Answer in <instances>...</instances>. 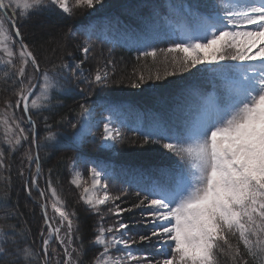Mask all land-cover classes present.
<instances>
[{"label":"snow or ice","instance_id":"obj_1","mask_svg":"<svg viewBox=\"0 0 264 264\" xmlns=\"http://www.w3.org/2000/svg\"><path fill=\"white\" fill-rule=\"evenodd\" d=\"M98 5L103 6V0H0V54L5 66L12 69L15 89V99L5 100L0 110V124L12 134L11 139L5 136L9 151H17L22 141L30 145L26 163L21 161L17 175L29 197L35 189L43 198L39 247L22 246L20 240L27 234L18 232L16 225L0 226V264H85L76 213L65 209L50 178L46 188H40L41 145L36 121L29 113L40 110L38 99L50 100V92L69 95L74 91L72 81L86 83L89 89H103L110 76L99 68L90 76L84 74L83 65L92 53L88 40L94 22L80 29L86 37L76 49L81 58L66 52L67 59L61 57L59 63L41 69L39 57L17 27L16 14L27 19L59 10L71 16L74 9L84 8L91 10V15ZM163 6L167 12L162 14L160 4L137 5L150 9L149 17L140 18L143 28L133 41L137 59L151 57L155 61L158 53H163L164 67H157L147 77L143 72L134 73L132 87L184 73L200 78L209 72L219 77L221 85L219 89L214 86L211 93H195L198 102L187 109L177 107L180 115L172 121L156 120L147 129H135L143 136V144L165 141L163 149L179 158L155 170L159 179L148 180L141 174L135 186L147 194L139 197L137 193V203L129 207L117 203L125 193L112 196L102 183L113 176L109 166L85 161L95 166L89 168L91 188L84 189L86 195L81 199L92 213L99 214L101 206H106L116 217L108 226L100 217L94 244L103 250L88 264H222L224 259L230 264H264V0H165ZM158 43L168 47L158 49L154 46ZM15 61H19L18 67ZM113 64L112 59L106 60V66ZM38 85L41 97L31 99ZM77 94L83 95L84 89ZM79 108L75 123L67 118L57 122L73 130L62 138L64 142L56 139L52 125L45 123L52 146L80 147L84 137L92 135L89 118L94 109L83 103ZM107 110L111 112V108ZM101 122V147L111 149L123 142L111 116H102L95 126ZM4 152L0 149V169L11 167L5 164ZM78 159L72 160L73 168ZM71 183L80 186L79 179ZM101 191V196L94 194ZM134 211L141 213L145 234L132 232L122 219ZM112 251L122 255L112 256Z\"/></svg>","mask_w":264,"mask_h":264},{"label":"trees","instance_id":"obj_2","mask_svg":"<svg viewBox=\"0 0 264 264\" xmlns=\"http://www.w3.org/2000/svg\"><path fill=\"white\" fill-rule=\"evenodd\" d=\"M105 2L106 5L113 4L111 3L113 2L112 0H106ZM142 2L160 4L161 13L167 12V8L163 6L165 0H120L115 5L118 8L123 7V11L116 13L117 19H109L107 28L102 32L101 27L104 23L99 18L103 13L97 15L93 35L91 36L99 43L117 48V54L122 55L124 58L122 67L128 75L130 73V76L126 80V88L122 84H119L118 88L121 93L105 88L89 89L86 83L72 81L70 87L74 91L69 95L54 94L49 107L32 110L29 113L32 115L33 120L36 121L37 142L41 145L39 156L42 175L38 181L40 188L45 189L46 181L50 178L57 191V196L64 202L65 209L76 213L78 218L77 223L80 228L79 235L84 245V254L81 259L85 261V264L93 260L95 255L100 251L99 247L95 246L92 242L98 219L97 215L88 210L87 205L81 200L78 188L74 187L69 181L70 161L79 157V162L86 170L89 169L88 166L90 165V163L85 162L86 160L102 161L108 165V169L113 172V176L107 178L106 181L110 184L118 185L122 190L126 191V200L128 201V205L131 206L133 201L138 198L137 193H139V197H143L147 193L140 191L135 186L136 182L128 179V172H132L140 179L141 174L148 180L159 179V173L155 170L178 162L179 158L163 149L162 144L165 141L143 144L141 133L125 128L124 125L125 134L131 135L135 139L134 145H137L136 148H138L135 151H131L132 154H135L133 156L130 155L131 159L128 156L126 158L105 154L103 149L99 147L97 138H94L96 140L89 137L84 138L80 147H54L52 146L53 141L46 146L45 139L48 136V130L45 128V123L47 122V124L52 125L51 132L56 134V139L64 142L62 138L73 130L66 124L61 125L57 122L61 121L62 118H67L75 123L80 113V104L89 105L92 102L98 103L101 101H104L105 105L109 103L123 104V101H126L125 103H127L128 108L131 110L130 115L141 118L146 124L151 125L156 120L172 121L176 116L180 115V113L175 111L177 107L187 109L189 105H195L198 102V96L195 93L202 94L203 90L201 88H207L204 90L212 92L214 86L219 89L221 85L219 77L212 72L200 78H194L188 75V73H184L182 75L169 76L167 79L160 81H148L140 88L129 89V85L136 79L134 73L143 72L147 77L150 72L154 73L157 69V66L148 64L152 59L151 57L140 58L138 60L139 53L136 47L133 43L129 44V40L137 39L142 31L140 18L150 16L149 8L137 7ZM179 2L181 0H173V3ZM112 10H115V8L111 7L107 9V11ZM16 20L17 27L20 28L24 36V42L39 57L41 69L50 68L52 64L59 63L61 57L67 59L65 56L66 52H73L76 58H81L80 53L76 49L77 45L81 44L80 40L85 38L84 32L80 31L83 27L81 24H88L87 21L76 19L74 14L68 16L59 10L44 11L39 14H33L25 19L29 21L27 22L28 24L32 23L36 25L38 23V25H42L39 32H35L38 31L39 28H37L32 34L29 33L28 28L25 31L18 14H16ZM27 23L24 24L28 25ZM72 33H75V35ZM114 36L117 39H114ZM154 46L161 49L167 48L168 44L158 43ZM158 67L163 69L164 65ZM27 71L29 74L32 72L31 68H28ZM169 71H171L170 68ZM197 76L199 77V74ZM13 78L10 66L0 69V110L4 108L5 100L15 99V89L12 84ZM130 79L133 81H130ZM15 87H18V85ZM113 87L115 88L116 84ZM79 89H84L83 95L77 94ZM45 117L48 118L47 121H45ZM6 135L9 139L12 138L11 132H6L5 126L0 124V149L5 150V164L11 166L10 168L0 169V226L16 225L18 232L27 234L26 239L20 240V244L22 246L24 244L30 245L35 250L37 248L38 232L43 225L40 208L43 198L39 197L35 189H33L32 196L29 197L27 192L22 189V182L17 175L18 169L22 166L21 161L24 160L26 163L25 157L30 149V145L22 141L19 149L11 152L8 150V144L5 140ZM32 150L35 151V149ZM32 170L35 171V165L32 166ZM49 170H51V175H49ZM27 176L28 172L26 170L25 177ZM13 212L17 214L10 215ZM48 213L52 216L49 208ZM134 213L140 214L138 220L133 219L135 222L139 221L140 224L137 226L139 230L136 233L145 234L140 218L141 213L139 211H134ZM76 243L79 244L80 241ZM222 264H230V261L224 259L222 260Z\"/></svg>","mask_w":264,"mask_h":264},{"label":"rangeland","instance_id":"obj_3","mask_svg":"<svg viewBox=\"0 0 264 264\" xmlns=\"http://www.w3.org/2000/svg\"><path fill=\"white\" fill-rule=\"evenodd\" d=\"M105 1L106 0H103V6H99V5L96 6L95 13H93L91 15H90L91 10H89V9H84V8H76V9H74V12H73L74 17L76 19H79V20H82V21L85 20L89 24L90 21L96 23V21H95L96 16L103 13L101 15V17L99 18V20L104 23V25L101 27V31L104 32L105 29L107 28L108 20L109 19H117L116 13L119 12V11H123L122 10L123 7L118 8L115 5L120 0H112L113 2H111V3H113V4H111V5H106ZM111 7H114L115 10L107 11V9L111 8ZM17 14L20 17V21L23 24V27H24L25 31H26V28H28L29 33L33 34L35 29L39 28L38 31H35V32H39V30H41L42 25L40 23H39L40 25H38V23L36 25H33L32 23L28 24L27 22H29V21L25 20L20 15V13H17ZM105 18H107V19H105ZM24 23H27L28 25H26ZM88 24H81V25L86 26ZM141 28H143V26ZM101 31H100V33L103 34ZM42 32H44V31H42ZM85 39H86V37L82 38L80 40V43H82V41H84ZM114 39H117V37L114 36ZM135 40L136 39L129 40V44L133 43V41H135ZM88 43H90L92 45V53L90 54V58L86 61L85 65L83 67L84 68V74L86 76H90V75L94 74L97 71L98 68L101 69V70L107 71L109 73L110 80H109L108 87L105 88V89L111 90L113 92L121 93V92H119V88H118L119 84H122L126 88V80H127L128 76H130V73L128 75L125 72V69L122 67V62H123L124 58L122 57V55L117 54V48H115V47H113L111 45H108V44L99 43L98 41H96L92 37H91L90 40H88ZM110 49H111V54H109V50ZM107 59H112L114 61V64L106 66V60ZM163 61H164V54L161 53V54L157 55L155 61L152 58L148 62V64L155 65V66L158 67L160 65H164ZM15 63L17 64V67H18L19 66V61H15ZM4 67H5V64L3 62V57H2V54H0V69L4 68ZM130 81H133V80L130 79ZM41 83H42V80H41ZM114 84H116L115 88L113 87ZM131 88H134V87H132V84L129 85V89H131ZM144 89H145V87H144ZM201 89L203 90L202 94L211 93V91L204 90V89H207V88H201ZM133 90L135 91V89H133ZM34 91H35V95L33 97H31V99H37V97H41L39 85ZM54 94L55 93H51V92L49 93L50 100L45 99L43 97L38 99L37 103H38L39 109H44V108L49 107L51 105V103H52ZM123 102H124L123 104L122 103L121 104L109 103V104L105 105V102L101 101V102H98V103L92 102L91 104H89L88 106H90V107H92L94 109V111L92 113V116L89 118L90 124L93 126L92 127V135H86L84 138H87V137L93 138V139L97 138L98 141H99V147H101V136L103 134V122H101L99 124V127H96L95 125H96V122L99 121L102 116L103 117L111 116V118L114 121H116V123L113 126L114 127H119V129H120V132H121V134L123 136V142L122 143L118 142L115 145V147L111 148V149H106V148H103V147H101V148L103 149V152L105 154L109 155V156L126 157V158L128 156L130 158L131 156L135 155V154H132L131 151H135L138 148H136L137 145H134L135 139H133V137L131 135L125 134L126 132L123 129V125L125 126V128H129V129L135 130L137 128L147 129L150 126V124L144 123L141 120V118H139L137 116H131L130 115L131 114V110L128 108L127 103H125L126 101H123ZM109 108H111V112L107 110ZM33 110H37V109H33ZM94 140H96V139H94ZM45 142H46V146H48L51 141H49L47 139V137H46ZM129 147H131V148H129ZM129 149H131V150H129ZM123 159H125V158H123ZM72 160L70 161V164H69V181L71 182L73 179H79V181H80V186L79 187H77L76 185H74L72 183L71 184L74 187L78 188L79 193H80V198H81L82 196L86 195L85 192H84V189L85 188H91V184H92L91 175L89 174V169L86 170V169L83 168V165L79 162V159L77 160V162L75 164V168H73ZM93 166H95V165L90 164L88 167L90 168V167H93ZM108 170L110 171V169H108ZM77 173H79V176L77 175ZM128 179L132 180L134 182H137V181L140 180V178L137 175H134L132 172H128ZM102 183H106L107 184L108 190H109V194L112 195V196L121 195V193H125L122 196V202L121 201H117V203H121L122 207H129L130 206V205H128V201L126 200L127 193H126V191L122 190V188L120 186L115 185V184H110L106 180H102ZM89 194H92V193H89ZM94 194L97 195V196L103 195L102 191L101 192H96ZM49 196H50V193H49ZM137 202H138V198L133 201V204H135ZM83 203H84V201H83ZM49 209H50L51 215H53V210H52L50 204H49ZM135 212H137V211H135ZM93 214H96V213H93ZM96 215H97L98 221L96 222L95 230H96V228L98 226V222L100 221V217L101 216L104 217L105 226H108V225L112 224L113 221L116 219V217L112 216L108 212L106 206H101V212L99 214H96ZM139 215L140 214H137V213L133 212L131 214L125 213L123 215V217H122V219L126 223L130 224V230L132 232H134V233H136V231L139 230L137 226L140 225V224H139V221L135 222L133 219L138 220V218H139L138 216ZM57 220H58V217H57ZM95 230H94V235H95ZM38 236H39V232H38ZM38 236H37V248H38V241H39L38 240L39 239ZM92 242L94 244V238H93ZM39 245H40V241H39ZM133 247H135L137 249H140V250H148L143 245H135ZM99 249H100L99 252H101L103 250L102 247H99ZM58 251H59V249H58ZM110 254L112 256L122 255V253H117L115 251H112Z\"/></svg>","mask_w":264,"mask_h":264}]
</instances>
